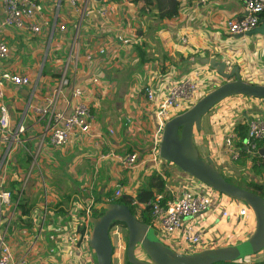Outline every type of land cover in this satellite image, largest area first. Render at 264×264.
<instances>
[{
    "label": "crops",
    "instance_id": "0c3cea01",
    "mask_svg": "<svg viewBox=\"0 0 264 264\" xmlns=\"http://www.w3.org/2000/svg\"><path fill=\"white\" fill-rule=\"evenodd\" d=\"M179 2L180 10L177 16L160 20L156 17L155 11L143 13L140 11L142 5H136L130 0L108 2L88 0L85 13L83 9L75 10L66 0H62L58 21L66 24L65 32L55 31L52 35L51 29L45 27L40 35L32 37L27 31L9 27L4 29L3 36L10 46V53L6 60H0V66L8 70L15 69L29 76L32 81L29 86L12 88L7 95L11 125L17 126L20 123L25 125V131L21 135L24 142L17 144L10 154L11 159L19 166V177L30 168L29 153L37 150V135L44 123L37 119L31 107L43 105V95L58 84L71 48L72 58L65 73L69 84L64 86L65 96L58 109L67 113L72 110L73 104L69 102L70 87L73 84L81 85L89 98L99 96L91 100L95 121L93 131H100L104 136L98 149L76 138L57 148L45 142L40 146L36 163L27 180V184H30V179L35 178L33 183L36 188L32 189L31 193L39 192V198L33 202L31 198L23 195L24 189L22 194V197L32 204V224L25 226L15 223L19 213L17 210L9 227V231L14 233L11 239L16 250H19L28 239L21 234V229L34 226L38 218L42 200L38 170L53 183L54 193L50 197L47 222L64 225L70 220L69 210L73 200L79 204H86L87 200H92L90 203L92 209L97 199L104 202L109 198L116 199L123 195L135 196L138 188L146 183V178L152 172L162 174L167 165H173L163 159L156 162L152 159L150 137L154 134L157 123L152 105L146 100L145 87L151 86L159 93L164 90L166 84L178 81L194 69L210 67L216 70V63L219 61L225 62V72L228 73L237 66L243 80L264 84V34L234 37L225 30V20L239 17L244 13L241 2L238 0H209L204 3L200 0H179ZM43 3L48 16H52V4L47 0H43ZM102 6L107 7L104 15L97 12ZM118 35L129 38V44H121L122 42L117 39ZM49 36H52L50 43ZM74 36L77 37L75 44ZM182 38H185V41ZM100 49L103 52H100ZM40 70L43 74L41 71L39 81L36 83ZM216 72L214 85L224 79L217 70ZM93 77H98L99 82L93 83ZM212 77V74L206 73L205 82L211 85ZM210 90L211 88L207 92ZM253 102L254 109L264 114L263 100L255 99ZM210 115L207 116L209 124L207 131L202 133L201 129L194 130L193 141L198 147L204 145L206 136L212 132ZM128 119L132 121V128L127 125ZM241 120L236 130L243 138L245 135L240 134V126L246 127L245 116ZM110 129L114 132L112 135L109 133ZM129 152L138 153L139 164L134 170L120 167L111 156L99 158L100 153L110 155ZM26 156L30 158L29 161L24 160ZM223 164L227 172L245 181L252 180L248 179L250 171L247 170L245 154H242L238 161L225 160ZM174 173L170 176L182 174L180 170H175ZM162 177L167 184L170 177L163 174ZM14 181L19 182L13 180L8 184ZM117 185L122 191L119 197L114 194ZM60 193L67 197V205L57 203L55 198ZM82 194H85V200ZM82 210L84 209L78 211L81 218L84 216L80 214ZM81 224L80 230L90 229V224L87 225L86 222ZM49 235L50 231L47 230V243L52 245L54 240ZM112 245L113 260L116 244L112 242ZM118 246L121 247V241L118 242ZM124 253L125 251L122 255ZM87 255L90 257V264H96L95 254L90 246ZM57 260L59 263L56 264H69L67 257ZM28 264L54 263L44 262L41 256H34Z\"/></svg>",
    "mask_w": 264,
    "mask_h": 264
},
{
    "label": "built area",
    "instance_id": "2783aa9c",
    "mask_svg": "<svg viewBox=\"0 0 264 264\" xmlns=\"http://www.w3.org/2000/svg\"><path fill=\"white\" fill-rule=\"evenodd\" d=\"M61 1L47 0L53 6L52 16H48L43 0H0L2 10L0 60H6L10 53V46L3 36L4 29L8 27L27 31L32 37L40 35L45 27L51 29L52 35L55 31L65 32L66 24L58 21ZM66 1L75 10L83 9L85 13L88 0ZM99 1L108 2L109 0ZM200 1L204 3L209 0ZM238 1L242 3L244 13L239 17L228 18L224 22L226 33L230 36L243 34L264 21V17H262L264 0ZM97 12L104 15L107 12V7L102 6L97 9ZM49 39L50 43L52 36H49ZM117 39L123 45L129 44L127 37L118 35ZM182 40L185 41V38ZM75 43H77L76 36L73 38V44ZM48 48L47 45V50ZM100 52L103 50L100 49ZM71 56L72 48L66 57L64 70L61 72L58 84L43 95V105L31 107V111L37 119L44 123L37 135V150L34 153L33 151L29 153L31 156L30 168L23 173L22 177H19V166L11 159L10 154L17 144L24 142L21 135L25 131V125L22 123L17 126L11 125L7 95L12 88L29 86L32 81L29 76L15 71V69L8 70L0 66V264H28L34 256H41L42 261L54 264L59 263L57 258L62 257H67L69 264H90V257L87 255L90 246V229L80 230L82 226L79 225L82 222L90 224L88 218L91 213L90 203L92 200H87L86 204H79L78 201L73 200L69 210L70 220L67 224L48 223V206L51 199L48 195L50 192L47 182L41 170L37 171L42 191L38 218L34 226L21 229V234L28 239L20 246L19 250H16L12 243L11 236L14 233L9 231L14 213L17 212L18 200L23 194L30 171L36 163L35 159L40 146L44 142L57 148L76 138L98 149L104 138L100 131H93L95 121L91 110L93 104L91 100L97 99L98 95L89 98L85 95L81 85L73 84L69 93V102L73 104L72 110L67 113L58 109L65 96L64 86L69 84L65 73ZM41 71L36 83L39 81ZM206 73L213 75L210 79L211 85L209 82H205ZM216 74V70L210 67L197 68L178 81L166 84L164 90L159 93L155 92L151 86L144 88L146 100L152 105L157 123V128L150 137V152L153 161L163 159L159 153V143L165 122L188 109L206 94L213 87L217 78ZM92 82L98 83V77H93ZM255 99L263 100L264 104L263 98L242 94L233 95L232 98L228 97L217 103L210 115L212 132L206 136L204 145L199 147L203 158H211L213 164H219L224 169H227L223 164L225 160L235 162L241 158L242 154H245L247 170L250 171L248 179L264 185V114L254 109L253 100ZM243 116L246 118L247 131L246 135L241 138L236 126ZM127 125L132 128L131 119L127 120ZM109 133L112 135L114 132L110 129ZM109 156L124 169L134 170L139 164L136 152L99 154V158ZM163 160L167 163V160ZM13 180L21 182L17 199L13 198L15 191H12L8 184ZM114 194L116 197L121 196L122 191L119 185H117ZM130 204L135 210L136 217H142L143 210L149 206V211L146 213L149 220L148 226L164 245L180 254L238 243L247 239L255 228L254 212L249 205L239 199L229 197L187 174L171 176L169 182L165 184L164 190L155 193L147 203L139 202L135 196H131ZM80 209L85 210V215L82 218L78 216ZM114 227H117L116 236L120 242L121 228L118 225ZM47 230L50 231L49 237L54 240L52 245L47 243ZM124 251V243L121 242V247L116 245L112 264H124L121 258Z\"/></svg>",
    "mask_w": 264,
    "mask_h": 264
},
{
    "label": "water",
    "instance_id": "95a60500",
    "mask_svg": "<svg viewBox=\"0 0 264 264\" xmlns=\"http://www.w3.org/2000/svg\"><path fill=\"white\" fill-rule=\"evenodd\" d=\"M254 33L264 34V21L243 34L232 36H250ZM216 66V70L225 81L200 97L188 109L165 122L159 153L163 159L174 164L182 175H191L217 191L249 205L255 216L253 232L247 239L237 244L180 254L164 245L148 224L140 221L125 204L118 201H101L98 204V209L102 210L101 214L91 213L88 218L89 245L94 251L96 264L113 262V245L110 238L113 221L125 224V254L130 264H215L243 259L264 248V197L227 181L215 168L211 158H203L199 155L193 141L194 130L201 129L202 117L214 105L237 94L264 99V84L243 80L237 66H234L230 72H225L224 61L217 62ZM138 246L144 251L148 260H141L135 256V249Z\"/></svg>",
    "mask_w": 264,
    "mask_h": 264
},
{
    "label": "trees",
    "instance_id": "16d2710c",
    "mask_svg": "<svg viewBox=\"0 0 264 264\" xmlns=\"http://www.w3.org/2000/svg\"><path fill=\"white\" fill-rule=\"evenodd\" d=\"M130 1L134 2L136 5H142V8L140 11H142L143 13H146L147 11H150V10L155 11L156 17L160 20L173 18L178 15L179 10H180L179 0H130ZM262 17H264V14ZM42 74H43V71H42ZM238 127L239 126H236V128ZM240 127H241L240 134L242 136L246 135L247 126L245 127L242 125ZM24 160L29 161L30 158L26 156ZM167 162L170 163L169 161ZM162 174L168 175L169 172L165 170ZM162 174H159L154 171L146 178V183L143 186H140L138 188L137 193L135 195L136 199L139 202L147 203L149 200L153 198L155 193L162 192L164 190L165 180L163 179ZM224 178L227 181H230L237 186L253 191L254 193L264 197V185L262 184H259L253 180H250V181L243 180V181L236 182V181H233V179L228 176H224ZM20 185H21L20 181L10 182L9 184V188L12 191H15L13 193L14 199H17V192H19L20 190ZM130 198L131 197H129L128 195H123L116 199L109 198L107 199V201L121 202L125 204L134 214V209L130 204ZM99 202L101 201L97 199L96 204L91 209L92 213L96 215H99L102 212V210L98 209ZM17 210L19 211V213L17 215V219L15 220V223L23 224L25 226H30L32 224V219H31L32 204H30L27 199L20 196L18 203H17ZM148 211H149V206L145 207V209L143 210V213H144L143 218H139L140 221L146 224H149L148 217L146 216V213ZM80 214L85 215V211L82 210ZM81 225L82 224H80V227ZM115 225H118L120 228H122L125 231V224L118 222V221H113L110 229L114 227ZM125 262L126 264H130L126 259V254H125ZM215 264H264V258L250 261L246 257V258L239 259L236 261H223V262H218Z\"/></svg>",
    "mask_w": 264,
    "mask_h": 264
},
{
    "label": "rangeland",
    "instance_id": "374dc122",
    "mask_svg": "<svg viewBox=\"0 0 264 264\" xmlns=\"http://www.w3.org/2000/svg\"><path fill=\"white\" fill-rule=\"evenodd\" d=\"M224 81H225V79H222L221 81L216 82L215 85L211 88V90L213 88H215L216 86L220 85L221 83H223ZM230 97L232 98V96H230ZM215 106H217V104L214 105L210 109V111L208 113H206L202 117V119H201V126H202L201 127V131H202V133L205 132V131H207L209 129V124L207 122V116L210 115L213 112V110L215 109ZM197 150H198L199 155L202 157V154H201V151H200V147L197 146ZM214 166L220 172V174H222L224 176L231 177L233 179V181H236V182L243 181V178H239L238 176H235L234 174H232V173L227 172L226 170H224V167L223 166H221V165L220 166H217L216 164H214ZM163 170H167L169 172V174H168L169 177H171L170 175H172L175 170L176 171H179L174 164L173 165H167L166 169H163ZM163 170H161V171H163ZM234 173H235V171H234ZM45 178H46V181H47L48 189H49V191L51 193V194L49 193L50 194L49 197H51L52 194L54 193V189L52 187V184L53 183H52L51 180H49L47 178V176H45ZM34 180H35V178L32 177L30 179V181H29L30 184H26L25 185V187H24V194H23L24 196L26 195V197L31 198L33 200V202L39 198V192L31 193L32 189L36 188L35 184L33 183ZM61 186H63V185H61ZM40 194H41V192H40ZM81 196H83L84 197L83 200H85V194H82ZM55 199L57 200V203H62L64 205H67L68 204L67 203V200H66L67 197L65 195L61 194V193ZM134 213H135V210H134ZM137 217L138 218H143V216L142 217L141 216H137ZM116 230H117V227H112L111 230H110V234H111V238H112L111 240H112V242H114V244L117 245L118 242H119V240H118V238L116 236V234H117V231ZM121 236H122L121 237L122 244L123 243L126 244V230L125 231L124 230H121ZM135 256L137 258L141 259V260H148L146 254L139 247L138 248L136 247ZM121 258H122L123 261L125 260V253L123 255H121ZM263 258H264V249H262L258 253H255V254L250 255V256L247 257V259L250 260V261L251 260L263 259Z\"/></svg>",
    "mask_w": 264,
    "mask_h": 264
},
{
    "label": "flooded vegetation",
    "instance_id": "af4514ba",
    "mask_svg": "<svg viewBox=\"0 0 264 264\" xmlns=\"http://www.w3.org/2000/svg\"><path fill=\"white\" fill-rule=\"evenodd\" d=\"M138 248V247H137ZM135 251H136V249H135ZM137 255V254H136ZM139 259V258H138Z\"/></svg>",
    "mask_w": 264,
    "mask_h": 264
}]
</instances>
